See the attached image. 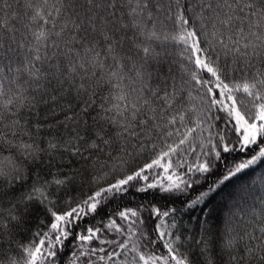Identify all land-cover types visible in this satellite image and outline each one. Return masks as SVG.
Masks as SVG:
<instances>
[{"label":"snow or ice","instance_id":"snow-or-ice-1","mask_svg":"<svg viewBox=\"0 0 264 264\" xmlns=\"http://www.w3.org/2000/svg\"><path fill=\"white\" fill-rule=\"evenodd\" d=\"M169 45L182 47V58L187 53L194 65L191 81L206 89L201 100L207 108L199 109L195 120L189 113L197 109L184 106L190 81L177 83L171 75L170 54L165 51ZM101 85L110 91L95 121L96 130L91 138L78 136L86 147L72 145V154L88 161L106 146L112 149L108 159L117 152L131 156L127 146L135 139L137 155L150 152L151 158L122 175L117 172L107 186L90 191L74 206L57 196L70 182L67 176L38 179L18 198L13 196L7 210L0 206V264H59L61 249L70 239L79 251L72 252L68 264H77L80 257L86 258L84 264H117L122 256L119 264H264V210L257 215L255 204L251 217L234 203L232 208L239 210L242 219L237 220V212L229 209L215 233L202 229L206 236L194 241L192 259L180 252V235L162 230L176 228L174 220L165 225L175 208L140 204L113 214L122 223L109 217L107 223L76 231L80 220L95 218L109 198L122 196L132 187L138 192L158 189L175 202L207 184L223 163L220 178L181 201L192 208L216 185L264 158V0H0V145L16 148L23 156L19 162L11 157L0 160V198L29 178L25 161L42 160L44 150L39 145L14 142L24 110L31 111L39 102L37 96L56 101L74 91L84 105L81 111L87 113ZM187 98L195 99L191 91ZM213 109L230 121L232 138L221 130L216 142L209 140L210 147L198 153L197 146L204 149L205 145L189 141L199 140L195 134L206 130L202 125ZM174 135L178 141L168 142ZM154 140L164 142L157 148ZM57 147L49 144V149ZM236 152L250 158L229 161L224 156ZM187 154L195 155V162L177 159L174 164V157ZM127 163L121 159V166ZM157 168L163 178L147 182L146 173ZM139 181L147 183L138 185ZM260 203L264 205V197ZM146 207L150 208L147 219L159 221L154 229L157 239L172 237L163 245L166 254L142 250L157 243L143 227L146 219L141 212ZM36 208H43L49 217L48 230L33 232L27 244L15 245V254L7 256L5 244L13 250L15 229Z\"/></svg>","mask_w":264,"mask_h":264},{"label":"trees","instance_id":"trees-1","mask_svg":"<svg viewBox=\"0 0 264 264\" xmlns=\"http://www.w3.org/2000/svg\"><path fill=\"white\" fill-rule=\"evenodd\" d=\"M13 9H15V4H13ZM169 27L171 28V26ZM165 50L168 53H173H171V56L169 57L175 62V65H171V75L175 77L177 83L182 79L190 81L191 86H185L184 106L195 107L197 109V111L189 113L191 120H195L196 117L200 115L199 109L204 108L206 110L207 108L201 100V97L205 95L206 89L200 88L198 85H195L194 81H191L190 73L192 70H195L194 65H191L188 62L187 53H185L184 58H182L181 46L173 47L169 45ZM173 55L175 56V60ZM221 64H223V56L221 57ZM185 67H187L189 71L185 72ZM95 91L97 92V95L95 97L94 106L90 108L87 113L81 111L84 105L76 98L74 91L70 95L58 96L56 101H53L50 96H45L44 100H40V97L37 96L39 102L32 107L31 111L29 112L27 109L24 110L22 114L23 119L21 120L22 127L17 129V136L14 138V142L16 144H20L21 142L34 143L39 145L44 151L40 153L42 160H38L35 163L30 161L24 162L28 169L29 178L22 182V184L17 183L14 186V192L12 189H9V192L12 193L11 195L0 198V206L5 210L10 207L9 201L13 199V196L18 198L23 192L29 190L32 183L37 182L38 179L40 182H43L45 179L51 180L55 176H60L61 178L67 176L70 178V182L66 187L62 188L59 193H57V196L63 201H73L74 206L75 202L85 198L90 191L98 190L100 186H107V183L112 180L117 172L122 175L128 172L130 168L142 166L146 159L151 158L150 152L137 155L138 149L135 145L138 142L135 139H133L127 146V153H131V156L117 152L112 159H108L107 153L111 152L112 149L107 148L106 146L104 152L93 154L92 159L88 161L80 156H74L72 154V145H79L82 149L86 147L83 141L76 139L78 136L91 138L95 132L97 127L95 121L98 118V115L102 114L101 105L108 98L110 89L105 85H101L96 88ZM188 91H191L192 96L195 97V99L187 98ZM45 100L47 103L44 102ZM206 114L210 117V119H207L206 124L202 125L206 130H198L195 134L199 137L198 141H189L192 144L198 145L202 142L205 145L204 149H200L197 146L198 153H202V151H205L210 147L209 140L215 143L216 133L221 130L227 131L226 138H232V133L228 130V124L230 121H228L223 112H218L213 109ZM66 115L71 116L72 119H66ZM189 126H192L191 121H189ZM180 128L181 131H183L182 126H180ZM169 130L174 131V129ZM114 135L115 132L113 131V136ZM9 137H11V133H9ZM178 139L179 137L174 135L168 142L178 141ZM154 142L157 143V148H159L160 144L164 141L157 142L154 140ZM50 143L57 144L58 147L55 149H49ZM119 144H124V141H119ZM65 147L68 148L67 151H65ZM0 148H2V151H0V160L4 157H11L16 162L23 160V156L19 154L16 148H10L6 144L0 145ZM49 152L51 153L50 155L48 154ZM83 155L87 156L89 153L83 152ZM224 156L229 161L250 158L248 155L239 152L224 154ZM121 159L127 160V165L121 166ZM177 159L179 162H183L187 159L188 163H193L196 160V156L187 154L181 155L179 158L174 157V164L177 162ZM176 171L180 172L182 170L176 168ZM223 172L224 165L221 163L219 170L216 171L214 175L210 176L207 184L214 183L221 177ZM156 173H160L161 175L157 177ZM146 175L149 176L147 182H152L157 178H163L162 169L159 168L151 170L146 173ZM147 182L139 181L138 185H143ZM207 184L202 183L191 192L190 197H181V200H176L175 202H173L172 198L168 197L167 194L159 192L158 189H149L147 192H138L135 187H132L128 192L123 193L122 196H118L115 199L109 198V200L104 203L99 213L95 215V218H93L92 215H89L80 220L79 223L81 228L76 229V231L79 232L83 228L89 226H99L101 222L107 223L109 217L116 219L118 223H122L119 220V217L114 216L113 214L124 208H135L140 204L146 206H158L161 207L162 210L175 208L176 211L170 217L165 218V225L170 226L174 220L176 228L172 229L166 227L162 228V230L180 235L182 243L179 245V250L182 253L188 254L190 259H192L191 253L196 247L194 241L200 239L202 235L201 221L205 220L207 222L205 224L208 226L207 229H211L213 233L221 227L222 215L225 211V207L222 202H215L219 196L225 194L227 196L226 198H228L232 195L234 190L240 186V189L244 190V193L241 195L243 198H245L246 195L244 194L247 192L248 201H246L249 205L246 206L247 204L244 201L242 202L244 203V206L241 207L245 209L248 216H252L251 206L253 204H256L257 215L264 210V205H261L259 198V194L261 193L264 197V158H261V160L257 161L255 165L250 166L248 169L230 178V180L226 181L223 185H216V190L210 192L209 196L196 206L189 208L181 202L193 198L201 190H206ZM149 210L150 208L146 207L141 212L142 218L146 219V224L143 227L145 231L150 233L151 238L157 239L154 229L155 223H159V221L153 222L154 218L151 220L147 219L149 217ZM232 210L237 212V220L243 218L238 209L232 208ZM42 221L43 223H41ZM48 223L49 217L45 215L43 208L33 209L29 217L26 218V222L15 229L13 250L8 251V246L5 244L7 256L10 257L15 254V245L20 243L27 244L32 238L33 232L47 231L48 229L46 226ZM109 235H114V233H110ZM203 235L206 236V233ZM121 239L123 238L121 237ZM171 239V236H166L164 241L157 239L156 244H153L148 248H143L142 250L145 251L146 254L152 252L157 255L166 254V249H164L163 245ZM65 244L66 247L62 248L60 252L61 259L59 264H68L72 252L74 250L77 252L79 251L75 246V241L70 239L69 241H65ZM99 255H103V253H100ZM130 258L131 254L129 255V259ZM85 259V257H80L77 264H84ZM91 259L95 261V257H92ZM123 259V256L118 258L117 264ZM96 264H103V262L96 261Z\"/></svg>","mask_w":264,"mask_h":264},{"label":"rangeland","instance_id":"rangeland-1","mask_svg":"<svg viewBox=\"0 0 264 264\" xmlns=\"http://www.w3.org/2000/svg\"><path fill=\"white\" fill-rule=\"evenodd\" d=\"M166 51V50H165ZM171 53L172 52H170L169 54V57L171 56ZM173 54V53H172ZM168 57V65L172 68V66L171 65H175V62H173V60L172 59H170ZM175 56L173 55V58H174ZM174 60H175V58H174ZM174 69V68H173ZM170 83H171V81H170ZM252 190V189H251ZM259 192V191H258ZM244 193V190L243 191H241V189H240V186H238L235 190H234V192L232 193V195L230 196V197H228V198H226L227 196L224 194V195H221V196H219L216 200H215V202H222L223 204H224V207H225V211H227V212H223V215H222V221H221V224H222V222L227 218V216H228V213H229V209H232V206H233V204L234 203H238L240 206H244V203H242V202H244L245 201V203L247 204L246 206H248L249 205V203L247 202L248 201V196H247V192H245V194L244 195H246L245 196V198H243L241 195ZM254 196H256V195H254ZM260 197H263V194L261 193V194H259V198ZM241 198V199H240ZM247 200V201H246ZM256 205V204H255ZM260 208V207H259ZM228 209V210H227ZM264 209V208H263ZM201 227H202V229H207L208 228V226H207V224H205V220H202L201 221ZM210 228V227H209ZM204 233H202V235H203Z\"/></svg>","mask_w":264,"mask_h":264}]
</instances>
